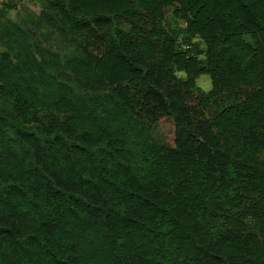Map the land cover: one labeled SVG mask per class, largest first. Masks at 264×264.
<instances>
[{
  "label": "trees",
  "instance_id": "obj_1",
  "mask_svg": "<svg viewBox=\"0 0 264 264\" xmlns=\"http://www.w3.org/2000/svg\"><path fill=\"white\" fill-rule=\"evenodd\" d=\"M24 1L0 0V264H264V0Z\"/></svg>",
  "mask_w": 264,
  "mask_h": 264
},
{
  "label": "rangeland",
  "instance_id": "obj_2",
  "mask_svg": "<svg viewBox=\"0 0 264 264\" xmlns=\"http://www.w3.org/2000/svg\"><path fill=\"white\" fill-rule=\"evenodd\" d=\"M24 4L30 8L31 10L38 12L39 6L36 2V0H25ZM10 16H14V12L10 13ZM165 27L168 28H180L181 27V22L174 19L171 16V11H167L166 15V20L164 23ZM178 76L183 77L184 74L182 73H177ZM197 84L200 88H202L204 91H207L210 89V79L208 75H201L197 79ZM171 132H172V122L170 119H162L158 121L155 126L153 127L152 130V135L154 139L159 142V143H170V137H171Z\"/></svg>",
  "mask_w": 264,
  "mask_h": 264
}]
</instances>
